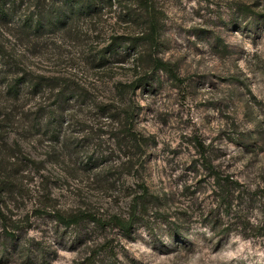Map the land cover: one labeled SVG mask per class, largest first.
<instances>
[{"label":"rangeland","instance_id":"1","mask_svg":"<svg viewBox=\"0 0 264 264\" xmlns=\"http://www.w3.org/2000/svg\"><path fill=\"white\" fill-rule=\"evenodd\" d=\"M143 2L113 0L39 52L14 36L16 24H0V46L32 77L88 96H60L57 130L34 137L33 113L13 111L41 100L34 79L23 101L9 100L5 88L21 72L0 69V264H264V0ZM152 22L156 44L139 40ZM129 108L140 150L115 139ZM202 151L233 182L231 208Z\"/></svg>","mask_w":264,"mask_h":264},{"label":"trees","instance_id":"2","mask_svg":"<svg viewBox=\"0 0 264 264\" xmlns=\"http://www.w3.org/2000/svg\"><path fill=\"white\" fill-rule=\"evenodd\" d=\"M143 1V6L147 8L148 0ZM112 2L113 0H0V24L5 27L16 24L14 27L11 26L13 27L11 28V30L14 36H16V38H18L22 42V44H25L26 48H28L29 50L34 48V52H39V48L42 42L46 40V37L64 31L65 29L70 30L77 23L82 22V19L88 20L89 18L92 19L101 15L106 7L112 5ZM157 28V24L152 22L150 24V35L146 38H140L139 40L156 44ZM135 41L136 40L134 39H129L128 42L134 47ZM117 46L118 45L114 43L110 47V51L112 52L114 50L115 54L121 55L122 52L119 51V49L116 50ZM132 49L133 48L129 46L126 47L125 51H132ZM106 58L107 57L104 56L102 57V60H105V62H107ZM3 68H12L13 73L15 74L21 72L20 75L9 82V84H7L5 88L6 95L9 100H14L16 102L23 101L26 98L23 94V90L26 88L25 86H29L32 78L34 79V85L31 87L32 90H34L35 95L34 103L38 99L41 100H38L33 107H29L32 110L31 112L19 111L17 113V111L13 110L16 113V117L19 119H21V115L24 116L25 113H28V115H31L33 113L34 137H43V135H47L48 132L50 133L51 129L57 130L56 124L59 117L53 110V107H55V103L59 102L60 96L70 93L73 99L88 98L86 93L84 95H82L81 92L77 93L75 88L76 86L70 85V83L68 84L66 82L64 86H60L59 88L54 79H49L37 75L35 72L32 77L27 71L26 65H21V63L17 59L13 58L12 53L6 51L5 47L0 46V69L2 70ZM156 68L158 70L163 69L165 68V64L161 61H157ZM48 88L50 90H48ZM124 88L127 87L124 86L120 90H118L120 94H125L126 89ZM44 91H49L48 97H43L44 95H41ZM56 92L57 94L55 95L54 93ZM1 110H4L2 113V123H5L6 125L7 121L10 120H8V118L11 117L12 114L7 115V107H4V109ZM103 110H105V114L109 112L107 108H104ZM123 114L124 117L122 118V133L115 134V139L119 144L118 146L120 147V149L128 150L143 149V144L138 139V135L135 133L132 125V109L129 108L128 110H124ZM39 127L40 129H38ZM42 129H44V131L41 135L38 132H40ZM122 134L124 135L123 137H121ZM59 139L60 136L58 135V133L52 132V139H50L51 149H58L56 148V146L60 143V141H58ZM100 145L102 146V144ZM63 147H67V144H64ZM200 154L201 158L206 161V154L203 151ZM132 156L129 153L128 160H130V166H132V168H135L137 165L133 162V160L135 161L137 159L135 158V155L133 153ZM131 157L133 158V160ZM206 164L208 174L211 176V178L214 179L215 182L218 181L220 188L222 189V193L220 196L222 204H224L226 208H231L233 194L231 188L233 182L230 181L229 178L220 179L221 175L217 173L215 167H213V164L209 163V161H206ZM1 176L2 175L0 174V178ZM4 180L5 179L0 180V187L5 183ZM147 196L148 189L145 186L141 188L140 192L136 193L132 201L133 206L131 208V221L139 215L141 209L140 206L143 205L144 200ZM59 220L70 225L76 223L78 221V218L68 219L59 213ZM131 221L122 223V227H124V229L126 230H129L131 228V224L134 223V221Z\"/></svg>","mask_w":264,"mask_h":264}]
</instances>
